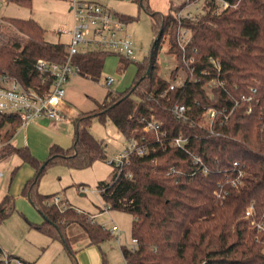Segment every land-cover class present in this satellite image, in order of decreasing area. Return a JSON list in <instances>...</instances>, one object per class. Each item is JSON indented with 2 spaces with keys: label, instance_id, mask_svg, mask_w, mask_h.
I'll use <instances>...</instances> for the list:
<instances>
[{
  "label": "trees",
  "instance_id": "obj_1",
  "mask_svg": "<svg viewBox=\"0 0 264 264\" xmlns=\"http://www.w3.org/2000/svg\"><path fill=\"white\" fill-rule=\"evenodd\" d=\"M133 1L149 13L157 33L150 54L129 87L109 90L97 108L71 118L74 133L69 146L52 143L42 160L26 146L14 149L10 138L21 118L16 112H0V127L10 124L0 143V157L16 151L36 169L23 186L43 217L33 226L52 240H62L72 256L83 245L68 235L69 224L82 228L87 245L99 247L113 235L89 212L67 200L54 202L53 194L35 187L50 162L82 168L106 159L102 142L89 130L91 117L99 115L102 120L108 117L126 139L135 137L147 147L143 155L131 152L121 168L110 161L111 180L97 185L103 205L132 217L130 231L136 244L121 246L125 264H264V226L258 230L252 222L264 219V0H240L220 13L211 0H203L204 12L196 20H183L190 31L184 49L177 42V8L159 12L148 0ZM116 14L125 22L132 20ZM7 21L25 35V41L0 39V71L24 86L47 91L52 77L38 71L36 60L64 61L66 44L46 40L45 30L32 18ZM164 40L166 52L175 60L168 78L156 62ZM107 53L88 50L72 59L80 75L97 80ZM179 69L185 71L184 77ZM213 77L222 84L206 85ZM179 78L181 82L169 90V83ZM174 103L187 106L184 117L174 115ZM208 107L217 110L212 131L204 121ZM147 120L157 123L156 131L143 129ZM179 135L186 139L184 148L170 144ZM251 203L253 213L245 216ZM10 208L5 196L0 221ZM99 264H108L104 251Z\"/></svg>",
  "mask_w": 264,
  "mask_h": 264
},
{
  "label": "rangeland",
  "instance_id": "obj_2",
  "mask_svg": "<svg viewBox=\"0 0 264 264\" xmlns=\"http://www.w3.org/2000/svg\"><path fill=\"white\" fill-rule=\"evenodd\" d=\"M101 1L115 12L132 17L131 21L126 22V29L134 40L136 48L133 54L128 56V59L118 53H107L97 80L78 73L69 77L64 85L65 99L73 104L79 111L78 114L97 108L98 103H102L109 90L120 92L132 84L137 68L150 54L152 41L157 34L152 27L149 13L140 7L137 1ZM187 1H194L198 6L201 5V0H148L150 7L159 12L168 11L169 6L177 8L179 11ZM182 2V6L177 7ZM69 6V0H30L27 5L0 0V39H10L11 37L17 41H25V35L15 29L7 21V17L32 18L45 30L46 40L67 44L69 41L67 30L72 24V13H70ZM167 48V41L164 40L156 54V62L159 63L161 74L166 78L169 77L171 69L175 66L174 57L166 52ZM179 75L184 77L185 71L179 69ZM108 76H113L114 79L110 84L106 83ZM66 111L70 112V109L68 108ZM69 122H71V118L60 123L57 128L49 126L47 128L50 132L61 135L64 140L69 138L71 140L74 124L70 123V134L68 131ZM9 129L10 124L6 122L0 127V143L3 142L2 138L6 132L10 131ZM89 130L102 142L106 159L94 160L89 166L82 168H74L62 161L50 162L39 176L35 187L41 193L59 195L61 201L67 200L78 210L89 212L91 216L95 217L96 222L105 227L110 228L112 225H116L119 227V236L116 238V235L113 234L109 239L102 241L99 247L91 244L87 247L88 240L82 228L76 223L69 224L66 228L68 235L72 240H76V245H83L82 247L85 248L80 255L72 256L61 242L62 240H51L32 226L30 234L21 241V244L25 245L32 260L34 259L39 264H90L100 257V251L105 252L108 264H125L121 246L133 247L136 244L131 237V215L116 209L103 210L102 198L97 190L99 181L111 180L113 166L109 162L116 155L122 153L127 139L108 117L102 120L99 115L92 116ZM29 144L34 155L36 154L39 158L45 157L47 152L45 144L42 143V146L34 142H29ZM35 173L36 169L33 164L24 160L16 151L0 158V203L5 196L11 198L12 195L21 194L24 183ZM22 198L24 197L22 196ZM24 204L26 206L18 208V203H15V209L28 210L27 207L33 209L32 204L26 198ZM14 221L18 224L16 219Z\"/></svg>",
  "mask_w": 264,
  "mask_h": 264
},
{
  "label": "built area",
  "instance_id": "obj_3",
  "mask_svg": "<svg viewBox=\"0 0 264 264\" xmlns=\"http://www.w3.org/2000/svg\"><path fill=\"white\" fill-rule=\"evenodd\" d=\"M69 10L72 13V24L67 30L69 41L66 44L67 57L62 62L49 61L43 58L36 60V68L41 73L51 75L52 79L47 91L39 92L32 86H24L12 76L0 71V112H16L19 114L20 126H24L29 122L46 119L55 123L66 121L69 117L65 107L72 105L65 99L64 85L69 77L79 74V66L74 62L72 57L79 52L88 50H106L125 56L132 55L136 45L126 29V22L121 20L116 12L101 0H69ZM216 13H220L227 8L236 7L240 0H211ZM204 12L203 0L198 6L194 1H187L186 5L179 9L176 13L178 20L177 42L184 49V45L190 38L189 29L184 26L183 20H196L200 14ZM219 67V65H218ZM190 78L192 71L190 70ZM189 78V79H190ZM181 78L171 81L168 89H174L175 85L181 82ZM114 81L113 76L106 78V83L110 84ZM222 84L217 78H210L206 85ZM254 91V88H251ZM244 97V95H242ZM187 106L183 103H174L173 113L176 117H184ZM216 109L208 107L204 121L207 127L212 131L213 120L216 116ZM227 114L224 115V118ZM139 121H144V117H140ZM144 130L156 131L157 123L152 120L145 121ZM170 144L184 148L186 139L181 135L174 137ZM135 152L143 155L147 152V147L138 143L135 137L127 139V143L122 151L116 155L111 161L115 166L120 167L127 160L128 155ZM199 161V157H195ZM54 202L60 203L59 195L51 198ZM62 204V202H61ZM103 210L108 209L103 205ZM102 210V209H101ZM253 213V204L251 203L245 210V216H251ZM258 230L264 226V219L254 221ZM119 227L112 225L108 228L116 238L119 236ZM133 241L136 243V239ZM0 264H26L24 260L9 252L0 249Z\"/></svg>",
  "mask_w": 264,
  "mask_h": 264
},
{
  "label": "crops",
  "instance_id": "obj_4",
  "mask_svg": "<svg viewBox=\"0 0 264 264\" xmlns=\"http://www.w3.org/2000/svg\"><path fill=\"white\" fill-rule=\"evenodd\" d=\"M67 102H69V101L67 100ZM69 103L72 105V107H65L64 108L65 111L68 108L70 109V112H67L69 117L66 119V121L69 118H73L76 115H78V112H79L75 109V107L73 106V104L71 102H69ZM66 121H63V122H66ZM63 122L55 123L52 121L50 122L46 119H40L38 121L36 120V122H29L24 126L18 125L16 127L12 137L10 138L12 148L15 149L17 147L21 148V146H26L28 149H30L29 142H34L35 144H39L41 146L43 143V144H45V149L47 150L46 154L44 155L46 157L48 154L49 146L52 143H57V144H60L64 147L69 146L72 142V138H71V140H70V138L68 140H64V139H62L61 135H58L55 132H50V130L47 128V126L57 128V127H59L60 123H63ZM70 123L71 122L68 123V131L71 130ZM69 133L71 134V131ZM30 151H32V150L30 149ZM11 153H12V151H11ZM11 153H9V154H11ZM31 153L33 154V151ZM35 157L40 159V160L45 158V157L39 158V157H37V155ZM0 158H3V157H0ZM20 193L21 194L12 195L11 198L8 196L9 197V206H11L12 209L10 208L9 213L0 221V249L4 252H9V253H12L15 255L17 254V256L21 257L26 264H39L34 259L32 260V256L30 257V254L25 249V245L21 244V241L24 240V238H26V236H28L30 234V228H32V226L34 224L41 222L43 220V217L41 216V214L39 213V211L35 207H33V209H35L36 211L30 207H27L28 210H26V209H22V210L15 209V203H18V208H21L22 206H26L24 204L25 198L29 200V197H28L29 194L23 193V187H22V192H20ZM22 196L24 198H22ZM29 202L31 203L30 200H29ZM14 219H16L18 224L14 221ZM35 229H37V228H35ZM44 235H46V234H44ZM87 247H88V245H87ZM83 249H85V248L81 247L80 249H78V251H76L75 254L80 255V253H82L84 251ZM87 249H90V248H87ZM68 252H69V250H68ZM99 261H100V257H98V259H95L90 264H99Z\"/></svg>",
  "mask_w": 264,
  "mask_h": 264
},
{
  "label": "water",
  "instance_id": "obj_5",
  "mask_svg": "<svg viewBox=\"0 0 264 264\" xmlns=\"http://www.w3.org/2000/svg\"><path fill=\"white\" fill-rule=\"evenodd\" d=\"M150 58H151V55H150Z\"/></svg>",
  "mask_w": 264,
  "mask_h": 264
}]
</instances>
